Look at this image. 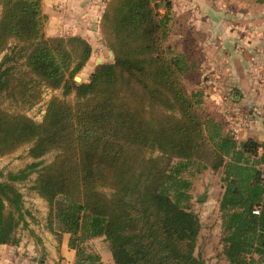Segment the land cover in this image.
Masks as SVG:
<instances>
[{"label":"trees","instance_id":"1","mask_svg":"<svg viewBox=\"0 0 264 264\" xmlns=\"http://www.w3.org/2000/svg\"><path fill=\"white\" fill-rule=\"evenodd\" d=\"M0 4V54L16 41L0 62V96L32 107L46 86L77 98H52L41 122L0 106V155L26 145L35 160L58 152L43 166L0 170V244H19L29 228L19 183L36 172L32 189L50 205L51 232L69 235L73 264H104L85 245L97 238L108 243L109 264H198L201 221L185 174L199 160L222 171L226 254L264 264V139L239 140L197 110L203 93L183 83L196 64L165 46L172 0H109L114 61L81 83L75 76L92 54L85 39L47 37L43 0ZM17 56L25 72L8 64Z\"/></svg>","mask_w":264,"mask_h":264},{"label":"rangeland","instance_id":"2","mask_svg":"<svg viewBox=\"0 0 264 264\" xmlns=\"http://www.w3.org/2000/svg\"><path fill=\"white\" fill-rule=\"evenodd\" d=\"M109 1V0H108ZM106 6L101 12L100 17L90 16L86 17H71V21L89 19V21H96V26L91 27L89 24H78L74 31L72 27H60L55 23V16H53L49 3L44 7L43 11L47 14V23L45 33L47 37H69L80 36L85 39L92 46V54L86 62L82 70L76 74L80 80H75L79 83L87 82L91 74L94 72L96 66L100 63H107L114 61V52L109 46V32L106 28L103 19ZM2 5L0 4V15ZM47 10V12H45ZM173 10V5H172ZM171 10V21L169 23L170 31L169 36L165 42V46H170L175 54H183L189 62L196 64V68L183 76V83L188 93L202 92V101L197 107L199 113L203 118H213L220 122L224 131L239 137V140L254 138L262 141L264 138V108L251 107L252 101L249 98L241 100L234 95L224 97L216 93L217 81L215 83L211 75V64L203 63L201 59V49H198L196 41L199 39L207 38L203 33L196 32L187 26L188 18L176 17ZM162 14L166 13L165 8H161ZM54 21V22H53ZM88 21V20H87ZM58 26V27H57ZM79 26H81L79 28ZM82 29V30H80ZM89 29V31H85ZM92 29V30H90ZM16 41L12 40L9 43L10 48L0 54V62L6 54L12 55L16 50H12ZM210 53V52H209ZM14 64L15 72H25L24 59L18 58L14 61L8 62ZM18 74V73H17ZM54 97L63 99L69 103H75V92L65 95L62 88L52 89L50 87H41V96L38 102L29 107L24 103H14L5 96H0V106L8 112H16L29 116L35 121L41 122L46 113V109L50 100ZM246 102H248L246 104ZM254 102V101H253ZM29 146H23L15 152L6 155H0V170H18L28 163L33 161L43 160V165L52 162L56 156L57 151L45 155L40 159H34L28 156ZM210 161L213 159L209 157ZM192 165L185 174V177L190 181L189 192L192 196L191 206L192 209L199 215L201 221V231L199 234L195 256L197 257L198 264H234L225 252L224 242V224L219 210V201L223 193L222 171H215L212 168H203V163L199 160ZM210 164V163H209ZM264 171V165L262 166ZM38 174L33 173L30 178L24 182L19 183V188L24 194V204L28 208L32 217L28 218L30 221L29 228L22 229L20 234L29 239L36 240L38 245H43L41 240L36 238L37 235H43L48 245L44 248L48 249L45 255L40 258H45L48 264H57L59 262L60 254V238L58 235L51 232L48 227V215L50 212L49 203L43 199L35 190L32 185L36 180ZM47 231V232H45ZM51 232L54 237L49 239L47 234ZM88 251H94L101 255L104 264L111 262V253L108 243L103 238H97L87 242ZM60 264V263H59Z\"/></svg>","mask_w":264,"mask_h":264},{"label":"crops","instance_id":"3","mask_svg":"<svg viewBox=\"0 0 264 264\" xmlns=\"http://www.w3.org/2000/svg\"><path fill=\"white\" fill-rule=\"evenodd\" d=\"M106 1L44 0V7L49 3L56 25L74 29L85 20L71 21V17H100ZM172 5L176 17L188 18L187 26L207 37L196 43L201 49V59L205 58L203 63L211 64V75L217 81L216 93L241 100L249 98L251 107L264 108V0H172ZM96 21L86 19L83 26L94 27ZM46 234L49 239L54 237L51 232ZM36 238L48 245L43 235ZM43 245L22 235L17 245L0 244V264H48L45 258H40L48 252ZM59 255L57 264L75 261L68 234L60 238Z\"/></svg>","mask_w":264,"mask_h":264},{"label":"water","instance_id":"4","mask_svg":"<svg viewBox=\"0 0 264 264\" xmlns=\"http://www.w3.org/2000/svg\"><path fill=\"white\" fill-rule=\"evenodd\" d=\"M76 80H80V77L76 76Z\"/></svg>","mask_w":264,"mask_h":264}]
</instances>
